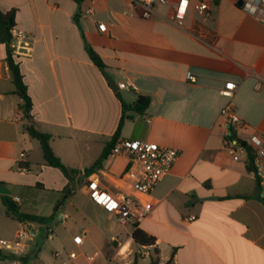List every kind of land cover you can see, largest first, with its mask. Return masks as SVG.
Here are the masks:
<instances>
[{"label":"crops","instance_id":"obj_1","mask_svg":"<svg viewBox=\"0 0 264 264\" xmlns=\"http://www.w3.org/2000/svg\"><path fill=\"white\" fill-rule=\"evenodd\" d=\"M207 1L209 21L190 10L179 27L172 8L159 3L148 19L129 0H98L90 16L84 0H0L1 11L17 9L15 32L28 37L14 48V58L32 101V120L51 136L64 165L81 172L91 167L117 130L122 101L131 104L139 96L150 97L151 104L144 115L126 119L120 139L180 151L171 173L141 197L150 213L137 228L154 238L151 246L137 245L135 227L119 223L82 186L93 179L111 194H131V185L121 181L128 165L123 156L108 157L84 178L50 224L16 220L7 201L23 214L48 218L68 181L45 163L40 143L24 128L23 100L14 93L6 46L0 44V187L8 191L0 193V239L16 240L21 230L29 231L18 264L23 257L26 264H47L29 245L42 234L63 244L65 251L52 249L53 264L70 252L77 253L74 264H95L101 255L103 264H264V200L247 154L235 160L226 146L221 110L230 99L220 93L227 83L237 85L232 102L247 126L238 131L242 139L264 135V6L254 12L252 0H242V7L241 0ZM94 21L106 23L108 31L100 32ZM108 78L130 88L114 91ZM70 205L82 214L81 227L68 225ZM191 215L196 220L189 221ZM87 244L96 249L92 256L85 255ZM0 257V264H12L11 257Z\"/></svg>","mask_w":264,"mask_h":264},{"label":"built area","instance_id":"obj_2","mask_svg":"<svg viewBox=\"0 0 264 264\" xmlns=\"http://www.w3.org/2000/svg\"><path fill=\"white\" fill-rule=\"evenodd\" d=\"M79 1V0H77ZM87 6L84 13L88 16L95 12L98 0H84ZM132 7L139 11L144 18H151L154 13V5L159 3L163 6L171 7L173 10V19L179 27H182L184 20L190 10L195 11L203 21H209L212 18V7L207 0H129ZM250 9L254 12L262 10L264 0L250 1ZM95 27L102 33L108 31V25L103 22L94 21ZM199 38L205 35L201 31ZM27 36L19 31L15 32L13 48L18 49L21 43L27 41ZM187 78L195 81L194 77L188 73ZM192 82V83H193ZM133 86V85H131ZM262 87V80L259 79L255 85L256 90ZM119 89H129L127 84H119ZM237 85L233 82L227 83L220 91L221 95L229 98V102L222 108L221 115L226 120V130L224 132L225 143L228 150L233 154L234 159H238V153L247 154V148L253 154V172L256 175L260 194L264 200V135L259 133L251 134L247 139H243L247 148L240 145L236 139H232V134L238 135V131L246 129V125L239 119L236 113V107L232 102L234 91ZM240 137V136H239ZM123 156L128 160V165L121 177V181L129 183L133 192L128 194L122 190L116 194H111L104 190L97 181L86 179L82 182L84 190L90 199L97 205L102 206L107 212L116 216L121 224H129L137 227L147 219L150 209L143 203L141 197L150 195L158 184L168 176L180 156V151L174 148L165 147L157 143L136 141L129 139H119L112 148L109 157ZM21 158L25 154L20 155ZM16 201L18 199L16 198ZM195 215L188 217L189 221L196 220ZM29 231L23 229L19 232L16 240L0 239V254L13 257L12 264H18L16 257L26 252V240L29 238ZM76 245L82 243V237L76 236L73 239ZM60 254L56 253V257ZM77 258L76 252H70L57 264H74Z\"/></svg>","mask_w":264,"mask_h":264},{"label":"trees","instance_id":"obj_3","mask_svg":"<svg viewBox=\"0 0 264 264\" xmlns=\"http://www.w3.org/2000/svg\"><path fill=\"white\" fill-rule=\"evenodd\" d=\"M218 1L219 0H215L216 3ZM16 14L17 9H11L7 12H3L0 10V44H4L6 46V61L11 72L13 83L15 85L14 93L23 100V104L20 106V110H22V115L27 121L24 125V128L31 138L37 140L40 143L45 163L50 167L60 170L67 179L68 183L63 190L64 196L58 203V205H56L54 213L51 217H36L23 214L19 211V208L17 206H15L13 209H9V211L12 216L20 222H37L40 224L48 225L55 219L59 208L68 199L74 196L82 180L102 168L103 163L109 157L112 148L121 138L122 129L126 119L133 118V114L144 115L151 104V98L148 96H139L136 101L131 104L122 101V116L117 130L111 137V139L105 143L104 149L96 162L91 167L85 169L84 172L67 167L66 165H64L62 160L54 153L50 145L51 136L39 131L32 120V101L28 95L27 86L24 83L19 64L14 58L13 41L15 35ZM87 51L93 63L100 70L104 71L106 66L101 57L89 46L87 47ZM231 136L232 139H236L240 145L247 148L245 141L241 137L234 135V133ZM247 157L249 160V168L253 170V154L248 148ZM132 239L137 245L141 247L151 246L155 242L153 237L149 236L146 232L138 229L137 227L132 233ZM20 261L21 264H26V262L28 261V257H23L20 259ZM151 264H157V262L152 261Z\"/></svg>","mask_w":264,"mask_h":264},{"label":"rangeland","instance_id":"obj_4","mask_svg":"<svg viewBox=\"0 0 264 264\" xmlns=\"http://www.w3.org/2000/svg\"><path fill=\"white\" fill-rule=\"evenodd\" d=\"M68 211L71 215V217L68 219V225L74 228L81 227L84 224L82 214L78 212L75 209V206L73 205L69 206ZM59 230L60 233H62L61 227H59ZM29 245L38 248L40 250V258H42L43 261L47 264H53L50 258L52 249L56 248L59 251H65L63 247H61L63 246L62 242H59L57 240H52L51 238L46 239L44 234H42L39 239L31 241ZM86 246L88 250L85 252V255L92 256L96 249L93 247V245L87 244ZM67 252H70V250H68ZM35 261L36 259L34 258L33 263H35ZM103 261H104V256L101 255L97 258L95 264H103ZM84 264H86V262H84ZM110 264H116V263L111 262Z\"/></svg>","mask_w":264,"mask_h":264},{"label":"water","instance_id":"obj_5","mask_svg":"<svg viewBox=\"0 0 264 264\" xmlns=\"http://www.w3.org/2000/svg\"><path fill=\"white\" fill-rule=\"evenodd\" d=\"M238 5L240 6V7H242L243 5H244V1H239L238 2ZM108 82L111 84V86L113 87V89H114V91H117L118 90V87H117V85H116V83L115 82H113L110 78H108ZM0 193L1 194H8V191L3 187V186H1L0 187ZM7 204H8V206H9V208L10 209H13L16 205L14 204V203H12L11 201H7Z\"/></svg>","mask_w":264,"mask_h":264}]
</instances>
